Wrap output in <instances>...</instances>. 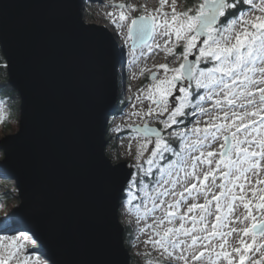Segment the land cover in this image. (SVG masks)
<instances>
[{"label":"snow or ice","instance_id":"6c2138e0","mask_svg":"<svg viewBox=\"0 0 264 264\" xmlns=\"http://www.w3.org/2000/svg\"><path fill=\"white\" fill-rule=\"evenodd\" d=\"M166 4L160 0L159 8L137 16L120 11L113 20L134 63L138 50L143 56L161 48L160 39L172 55L177 47L182 51L176 66H154L164 76L154 72L145 92L154 107L143 116L158 119L161 127L128 126L138 141L137 178H122L120 158L106 154L100 142L96 157L104 188L109 200L118 196L122 205L142 211L141 231L150 230L146 243L168 264H248L253 250L264 249V242L257 243L264 238V0H197L183 11L176 0L171 11ZM95 41L106 47L103 37ZM98 119H106L103 109ZM14 160V148L0 143V170L7 173ZM235 223L243 227L224 231ZM42 225L27 199L0 216V243L7 240L0 264H29L30 257L20 255L28 244L32 251L52 245ZM233 233L240 246L227 250ZM116 254L122 255L118 232ZM45 255L46 264H63L54 251Z\"/></svg>","mask_w":264,"mask_h":264},{"label":"water","instance_id":"95a60500","mask_svg":"<svg viewBox=\"0 0 264 264\" xmlns=\"http://www.w3.org/2000/svg\"><path fill=\"white\" fill-rule=\"evenodd\" d=\"M82 1L0 0V46L8 80L21 97L19 130L0 143L7 140L15 150L7 172L16 179L19 203L36 205L41 234L50 232L52 245L45 253L40 248L44 255L54 251L63 264H134L120 219L122 200H109L96 157L101 141L107 154L122 57L114 31L84 21ZM121 163L119 175L133 177L135 170ZM15 220L25 222L19 215Z\"/></svg>","mask_w":264,"mask_h":264},{"label":"rangeland","instance_id":"374dc122","mask_svg":"<svg viewBox=\"0 0 264 264\" xmlns=\"http://www.w3.org/2000/svg\"><path fill=\"white\" fill-rule=\"evenodd\" d=\"M196 2L197 0H176L177 11H183ZM256 2L258 3L259 0H256ZM188 3L190 4L188 5ZM120 4H124L126 7L120 9L118 7ZM171 4L172 0H167L165 6L166 11H171ZM159 6L160 0H83L82 13L84 21L87 24H98L101 27L105 26L116 34L118 29L114 26L113 20H118L120 11H124L126 15L137 16L145 10L152 12L159 8ZM109 13L112 15H109ZM116 36L120 47L122 62L120 64L121 77L119 80L120 87L117 101V105L119 106L117 107L116 105L115 110L121 113H115L116 111H114L109 114L108 134H110L111 138L107 149L110 152V156L119 157L120 162L136 163L135 157L137 155L138 141L134 138L136 135L134 128L132 129L133 131H130L128 126L148 123L152 127H161L158 119L145 118L143 116V113L147 112L150 106L154 107V105H150L149 101L145 99V92L149 85L154 83L151 80V75L154 72L160 78L164 76V71L162 69L158 70L154 66L165 63L170 67L176 66L179 62L178 54L182 49L177 47L175 49L177 55H172L164 49L163 40L160 39L159 43L161 44V48L154 49L152 53H145L143 56H139L138 50L137 56L139 59L137 63H134L130 48L124 44L122 37L117 34ZM14 110L16 109L13 107V104L8 107L5 101L0 100V141L7 135L16 133L19 130V120L12 122V128L8 124L9 129H4V125L1 122L2 118L10 113L12 114ZM136 112L141 113V115H134L133 113ZM17 118H20V113H18ZM117 128L120 130L117 131ZM213 147L217 146L214 145ZM135 172L136 169L133 178H137ZM19 202L20 198L18 196L16 179L10 173H5L4 170H0V205H2L0 207V216L12 211L13 207L19 204ZM191 202L190 200L189 203ZM199 202L203 203V200L201 199ZM243 211L244 209L240 207L237 209L236 214L239 215ZM140 215H142V211L141 213H137L132 205L124 206L121 204L120 219L126 228L130 227L131 229V235L126 243L131 255L135 258L134 264H161L159 262H166L168 264L166 257H162L150 243H146L149 239L150 230L146 232L141 231L145 225V221L139 219ZM156 215H159V212ZM151 222V219L147 220V223ZM230 227L239 229L243 225L235 223L226 227L224 231H228ZM238 239L235 233L231 237H228L227 250H230L231 247H239ZM247 242L250 243L251 239L247 238ZM261 242H264V238L257 237V243L259 244ZM3 243H7V240L0 243V251L3 250ZM33 247L35 246L28 244L26 249H22L20 253L21 257H30L29 264H46L47 258L44 253L41 250L32 251ZM256 261H264V249L259 252L253 250L250 253L248 264H255Z\"/></svg>","mask_w":264,"mask_h":264},{"label":"trees","instance_id":"16d2710c","mask_svg":"<svg viewBox=\"0 0 264 264\" xmlns=\"http://www.w3.org/2000/svg\"><path fill=\"white\" fill-rule=\"evenodd\" d=\"M190 1V0H187ZM190 3H188L189 5ZM120 67V65H119ZM9 76H8V69H7V62L6 59L4 57V54L2 52V48L0 46V100L5 101L7 106L9 107L11 104H13V107L16 109L13 111V113L6 115L4 118H2L1 122L4 125V129H9L10 127L8 126L13 124V121H20V118L18 119V113L21 112V97L20 94L13 89L12 85L9 82ZM118 104V103H117ZM119 105H117L118 107ZM116 111L115 108L111 111L114 112ZM115 113H121L119 111H116ZM12 115V116H11ZM6 121V122H5ZM13 125H11L12 128ZM133 131V130H132ZM109 132V126H108V130H107V134L106 137L108 139V144L110 141V134H108ZM108 146V145H107ZM108 148V147H107ZM106 148V152L107 154H110V152L108 151V149ZM136 173V172H135ZM131 235V229L130 227H125V243L128 242L129 236ZM127 245V243H126ZM43 250V252L45 253L44 249L41 248ZM132 262H135V258L132 256ZM161 264H167L166 262H159Z\"/></svg>","mask_w":264,"mask_h":264},{"label":"built area","instance_id":"2783aa9c","mask_svg":"<svg viewBox=\"0 0 264 264\" xmlns=\"http://www.w3.org/2000/svg\"><path fill=\"white\" fill-rule=\"evenodd\" d=\"M128 144H129V143H128ZM128 164H129V166H131V167L135 170V167H134L135 162H132V163H129V162H128Z\"/></svg>","mask_w":264,"mask_h":264},{"label":"bare ground","instance_id":"6f19581e","mask_svg":"<svg viewBox=\"0 0 264 264\" xmlns=\"http://www.w3.org/2000/svg\"><path fill=\"white\" fill-rule=\"evenodd\" d=\"M108 25H110V24H108ZM109 28H110V26H109Z\"/></svg>","mask_w":264,"mask_h":264}]
</instances>
